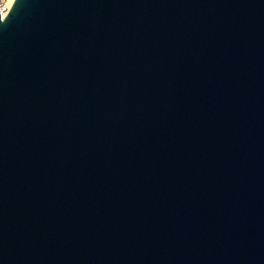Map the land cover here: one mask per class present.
<instances>
[{
    "label": "water",
    "instance_id": "water-1",
    "mask_svg": "<svg viewBox=\"0 0 264 264\" xmlns=\"http://www.w3.org/2000/svg\"><path fill=\"white\" fill-rule=\"evenodd\" d=\"M0 264H264V0H15Z\"/></svg>",
    "mask_w": 264,
    "mask_h": 264
},
{
    "label": "built area",
    "instance_id": "built-area-1",
    "mask_svg": "<svg viewBox=\"0 0 264 264\" xmlns=\"http://www.w3.org/2000/svg\"><path fill=\"white\" fill-rule=\"evenodd\" d=\"M15 0H0V17L10 11L11 6Z\"/></svg>",
    "mask_w": 264,
    "mask_h": 264
}]
</instances>
